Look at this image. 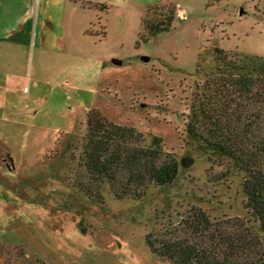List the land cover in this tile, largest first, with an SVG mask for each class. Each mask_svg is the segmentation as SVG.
Here are the masks:
<instances>
[{
	"label": "rangeland",
	"instance_id": "1",
	"mask_svg": "<svg viewBox=\"0 0 264 264\" xmlns=\"http://www.w3.org/2000/svg\"><path fill=\"white\" fill-rule=\"evenodd\" d=\"M40 12L41 23H72L65 46L46 60L55 69L44 73L68 93H55L48 102L44 95L29 99L28 81L41 71L36 58L27 76L26 60L11 67L0 61V264H174L152 252L147 234L155 230L157 245L179 239L207 246L181 226L197 210L209 216L215 240L220 232H240L230 218L253 226L243 176L215 164L199 122L204 89H218L214 49L264 56V0H42ZM161 21H170L169 27L148 33L147 26ZM108 70L112 81L106 85ZM8 88H16L17 104H43L37 115L5 111ZM88 93L111 120L136 127L134 136L119 139L123 145L162 139L160 159L172 155L178 162L170 183L151 184L140 198L114 195L116 187L122 193L120 173L94 184L80 159L86 125L76 119L73 126L75 117L69 122L64 116L70 109L57 108ZM77 179L94 190L85 193ZM249 246L238 256L252 253L258 260V246Z\"/></svg>",
	"mask_w": 264,
	"mask_h": 264
},
{
	"label": "trees",
	"instance_id": "2",
	"mask_svg": "<svg viewBox=\"0 0 264 264\" xmlns=\"http://www.w3.org/2000/svg\"><path fill=\"white\" fill-rule=\"evenodd\" d=\"M143 23L147 22L143 20ZM168 23L170 21L151 23L147 31L155 33L166 29ZM214 50L218 89L213 91L214 94L209 88L204 89L208 97L206 94V100L200 103L204 118H200L199 123L206 131L202 138L207 139L216 154L215 164L218 162L225 166L228 173L236 172L243 176L245 208L255 223L249 226L244 219L230 218L240 232L228 235L220 232L218 240H215L214 232H210L212 223L209 216L193 207L197 210L195 217L189 224L186 222L181 226L185 233L190 231L189 238L206 239L207 246L182 243L179 239L167 243L159 241L157 245V239H151L155 230L146 235V241L154 254L174 264H264V238L259 234V230L264 232V56L237 54L220 47ZM102 112L94 108L87 113V131L81 146L80 159L87 174L96 179L94 184L99 185L106 178L118 179L120 173L122 181L119 188L122 193L118 194L116 187L114 195L117 198L123 195L140 198L147 194L151 184L161 186L174 179L178 162L172 155L160 159V137L149 138L146 146L138 142L143 146H125L119 139L134 136L136 127L117 123L113 121L116 119L111 120L108 113L103 112L105 115ZM189 126L193 132L198 131L195 123ZM138 138L140 142L147 141L146 137ZM84 183L81 179L74 180L78 188L86 189L85 193L94 190L92 188L91 191ZM98 189L95 186V191ZM175 233L181 234V229L175 227ZM249 245L258 246L261 253L258 260L249 257L252 253H246L242 258L238 256Z\"/></svg>",
	"mask_w": 264,
	"mask_h": 264
},
{
	"label": "crops",
	"instance_id": "3",
	"mask_svg": "<svg viewBox=\"0 0 264 264\" xmlns=\"http://www.w3.org/2000/svg\"><path fill=\"white\" fill-rule=\"evenodd\" d=\"M41 1L42 0H0V61H5L10 64L11 67L15 60H26L25 63L26 65L30 64V69L25 67L23 75L27 76L33 73L32 66L36 58V69H40L41 71L38 72L39 74L37 76L31 75L28 85L30 91L31 86H33V96L31 95L28 97H30L29 99H32L44 95L48 102L50 96L55 93L59 94V92L64 89V84L62 83L57 86H52L54 83L61 82L56 81L50 83L48 80L49 77L44 76V73H49L56 67V64L46 63V60L50 57H54L53 55H50V52H55L59 47L65 46V37H67V33H69L65 31V28L70 27L72 23H41ZM180 14L183 15L184 12L182 10L177 12V15ZM45 55H47L46 58ZM45 69H47L48 72H45ZM117 71H119L118 77H120L121 69H117ZM106 73L107 74L103 76L102 79L103 83L107 85V82L110 84L112 81V73L111 70H108ZM1 75L2 74H0V76ZM60 79L61 78L58 80ZM22 87L23 91L27 89L25 84H23L21 88ZM57 87H59V89ZM5 91H7L8 94L5 97L6 101L4 109H6L5 111L11 112V116L13 117L21 116L23 112L30 114L31 117H33L34 115H37L39 109H41L39 106H43V104L40 103L37 106L36 104H17L15 99L16 88H8L5 89ZM61 92L68 93V91ZM115 93L119 94V92ZM107 102L106 106H108ZM68 103L71 108H68V105L66 104L63 106L61 103L57 108L61 109L62 107H65V111L70 109L67 112L69 114H64L66 120L72 122V118L75 117L72 122L73 126L76 119H78V122L80 123L79 125L83 128L86 125L84 123L86 121L87 113L92 108H97V105L103 106L98 97L92 98L89 93L82 95L77 101V104L72 102ZM101 110L105 112L103 108H101Z\"/></svg>",
	"mask_w": 264,
	"mask_h": 264
}]
</instances>
